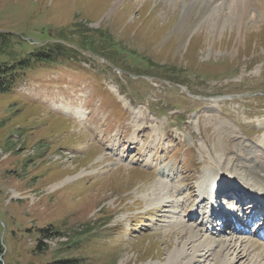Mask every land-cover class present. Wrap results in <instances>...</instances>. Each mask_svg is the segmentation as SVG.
<instances>
[{
	"label": "rangeland",
	"instance_id": "374dc122",
	"mask_svg": "<svg viewBox=\"0 0 264 264\" xmlns=\"http://www.w3.org/2000/svg\"><path fill=\"white\" fill-rule=\"evenodd\" d=\"M214 1L0 0L9 40L81 53L0 88L2 264H165L177 252V219L203 229L206 198L174 208L153 198L158 183L189 198L205 170H217L227 187L226 149L264 148V8L234 19L235 0ZM74 29L90 47L77 46ZM163 166L173 180L157 174Z\"/></svg>",
	"mask_w": 264,
	"mask_h": 264
},
{
	"label": "bare ground",
	"instance_id": "6f19581e",
	"mask_svg": "<svg viewBox=\"0 0 264 264\" xmlns=\"http://www.w3.org/2000/svg\"><path fill=\"white\" fill-rule=\"evenodd\" d=\"M197 1L201 2L202 4H209L211 2V0H197ZM222 1L224 2L225 0ZM213 2L215 1L213 0ZM231 4H233L231 17L234 19L236 17H245V16L252 17L254 13L252 15L249 14L252 13L249 12L250 10H248L250 8L249 6H252L253 9L264 8V0H235V3L231 2ZM260 9H258V11ZM253 17L255 18V16ZM64 109L65 112H70L76 117L82 116L80 115L81 113L79 108H73L71 106H68V108L64 107ZM237 149L241 151H238L236 155L235 153H230L231 147L230 149L227 148L225 151V155L226 152L228 154H232L231 160H233L232 161L233 165L229 170L227 169L224 173L228 172L234 175L232 176L233 180L229 182L230 184L233 185L224 187L222 184H220V182L218 183L219 180L217 179L219 174L216 173L217 170L216 171L205 170V172L203 173L202 177L199 180L198 185L194 186L193 191L191 190V193L189 192L190 193L189 198L182 197L184 194L182 190L178 186H176V184H172L165 181H160L158 183L157 189L159 190V192L158 193L153 192V198L157 199L163 196L164 198H166V202L169 203L170 201L171 206H174V208L175 207L178 208L181 206L182 203L186 201H190L191 198H196L197 201H201L202 199L206 198V200L201 202L202 205L203 202H208L211 200L212 194H217V196L222 195L221 196L222 198L228 197L230 202L232 203L234 202L235 205L238 208H240L241 212H243V209L245 207L248 210H251L252 212L250 215L247 216V218L249 222H251L253 218L256 219L252 222L251 226L256 225L258 223V220H260L257 217L261 216V213L264 210L262 206L258 205L257 207H255L257 200L259 198H264V148L260 146H255V145L253 146V145H246L243 143H239V147H237ZM239 156L244 158H240ZM126 170L132 171L133 169L129 170L128 168ZM222 170H224V168L220 167L218 172L222 173ZM157 174L169 176L168 177L169 180L174 179V176L172 175L170 170L164 166L157 172ZM215 188H219V189H215ZM169 189L171 190L169 191ZM238 189H240L239 193L242 192L244 193L243 196L247 195L250 197L248 198V201L246 200L245 205L240 201L241 199H243V197H239V193L237 194L234 193V191ZM161 192L163 194H161ZM176 195H181L182 198L176 200L175 199ZM193 200L191 202L186 203L188 209L189 206L193 205ZM203 209L200 210V213H197L198 216H200ZM181 212L183 213V211ZM190 217L192 219L196 218L195 214L191 215ZM203 217L206 220L203 221L202 219L201 221L197 222V226H201L202 224L204 225L203 229L201 228L196 229L195 227L192 226V224H186L184 220L181 218L175 221V225H179L178 228L173 229L174 236L178 237L177 241L175 242V245H177L175 246V248H177V252L173 254L171 253L170 255L168 254L169 255V257H167L168 261H166L165 264H198V263L200 264L202 262L206 264H230V262L233 261H237L238 263L241 262V264H245L247 260H250L252 262L251 259H248V256H257L260 258V260L264 259V256L262 255L264 249V241H262V238L259 233L256 234V239L254 237H239L235 235L236 233L241 234L239 229L237 227H234L233 225H230L229 232H231V237L221 238V234L219 235L213 234L215 232H213L212 229L215 228H212L213 222L211 221V217L210 216L206 217V215H204ZM227 223H228L227 219L222 220V225L225 226ZM211 236H215L218 238L215 240ZM197 238H202L203 242H197L196 244H194L193 242ZM214 243L217 244L216 246H218L217 252H213L211 249ZM242 243H245V245L243 246ZM171 244L173 245V243ZM178 244H180V246H178ZM188 249L191 252L193 251L194 254L189 255L188 253L190 252H188ZM225 251L229 253V255L224 253ZM250 261H248L246 264H249Z\"/></svg>",
	"mask_w": 264,
	"mask_h": 264
},
{
	"label": "trees",
	"instance_id": "16d2710c",
	"mask_svg": "<svg viewBox=\"0 0 264 264\" xmlns=\"http://www.w3.org/2000/svg\"><path fill=\"white\" fill-rule=\"evenodd\" d=\"M71 35L75 36L74 38L77 40V46H82L83 49L90 47V40L85 39L87 36L84 32L74 31ZM9 34L7 33H0V88L4 87L5 85L15 87L18 80V74L27 70V69H34L35 67L39 66L40 64H53L58 59H71V61H77L73 59L74 54H79L76 48H67L63 47L60 44H36L34 46L23 45L20 42H16L14 40H9ZM59 40H65L59 38ZM80 42V43H79ZM13 46V48H12ZM15 47L24 46L25 48L28 46V49L24 51V48H20L18 51L14 49ZM14 51H13V50ZM138 59V58H137ZM117 104L120 108V111H123V107L119 102H116L114 99L112 100ZM51 233V231H49ZM80 261L75 258H61L51 260L46 264H79ZM0 264H2L0 260Z\"/></svg>",
	"mask_w": 264,
	"mask_h": 264
},
{
	"label": "water",
	"instance_id": "95a60500",
	"mask_svg": "<svg viewBox=\"0 0 264 264\" xmlns=\"http://www.w3.org/2000/svg\"><path fill=\"white\" fill-rule=\"evenodd\" d=\"M0 260H1V258H0Z\"/></svg>",
	"mask_w": 264,
	"mask_h": 264
}]
</instances>
